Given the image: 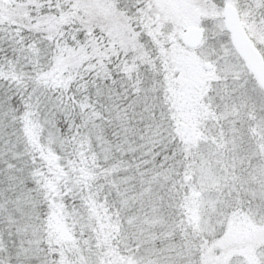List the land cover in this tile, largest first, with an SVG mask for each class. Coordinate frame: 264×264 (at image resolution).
<instances>
[{
    "label": "snow or ice",
    "instance_id": "snow-or-ice-1",
    "mask_svg": "<svg viewBox=\"0 0 264 264\" xmlns=\"http://www.w3.org/2000/svg\"><path fill=\"white\" fill-rule=\"evenodd\" d=\"M0 264H264V0H0Z\"/></svg>",
    "mask_w": 264,
    "mask_h": 264
}]
</instances>
